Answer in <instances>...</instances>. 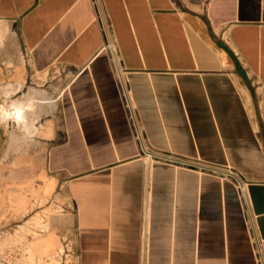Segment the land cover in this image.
Returning <instances> with one entry per match:
<instances>
[{"label": "crops", "instance_id": "1", "mask_svg": "<svg viewBox=\"0 0 264 264\" xmlns=\"http://www.w3.org/2000/svg\"><path fill=\"white\" fill-rule=\"evenodd\" d=\"M95 2L0 0V228L40 215L28 248L61 264H264V0ZM106 39L146 148L232 166L244 202L141 152Z\"/></svg>", "mask_w": 264, "mask_h": 264}, {"label": "built area", "instance_id": "2", "mask_svg": "<svg viewBox=\"0 0 264 264\" xmlns=\"http://www.w3.org/2000/svg\"><path fill=\"white\" fill-rule=\"evenodd\" d=\"M92 2L94 5L96 14H98V8H97V4L95 0H92ZM102 50L107 52L110 60L114 63V66L116 68V85H117L118 93L121 99V103H122V106H123V109L126 115V119H127V122L130 128L133 140L137 144L141 152L147 154L150 157L160 158L167 162L177 163V164L187 166L190 168H197L202 171L217 174L223 178H228L234 183L240 198L244 202L246 198V190H247V186L249 185V182L245 180L242 177V175L232 166L228 164L219 165V164L204 163L198 160L182 158V157L173 156L170 154L159 155V154H155L149 151L146 148V145L144 142L145 140L144 132L140 124L136 106L133 102L132 93H131V90H130V87L128 85V81L126 78V72L123 69H121L118 64L117 48L114 42L106 39L102 46ZM254 242L257 246V242L256 241ZM257 251H259V248L257 249Z\"/></svg>", "mask_w": 264, "mask_h": 264}, {"label": "rangeland", "instance_id": "3", "mask_svg": "<svg viewBox=\"0 0 264 264\" xmlns=\"http://www.w3.org/2000/svg\"><path fill=\"white\" fill-rule=\"evenodd\" d=\"M3 110L0 108V120ZM6 111V110H4ZM7 113V111H6ZM21 134L1 133L2 140L17 139ZM43 226L38 214H30L22 222L0 228V264H61L62 256L49 260L34 256L28 248V236L36 235Z\"/></svg>", "mask_w": 264, "mask_h": 264}, {"label": "bare ground", "instance_id": "4", "mask_svg": "<svg viewBox=\"0 0 264 264\" xmlns=\"http://www.w3.org/2000/svg\"><path fill=\"white\" fill-rule=\"evenodd\" d=\"M18 85V84H17ZM16 86V85H15ZM5 88V87H4ZM10 89V88H9ZM16 90H18V87H16ZM3 91V90H2ZM8 92V91H7ZM11 93V91H9ZM8 92V93H9ZM4 93V92H3ZM6 95V94H5ZM27 103V102H26ZM22 106V105H21ZM14 107V106H13ZM21 108V107H20ZM14 111V110H13ZM22 111V110H21ZM2 112V111H1ZM8 112L6 113V111L3 110L2 112V119L7 116ZM15 114H18L16 117H17V120L18 121H21L22 122V126L24 128V130L26 131V134L30 135L33 131H32V126H33V123L32 122H27L26 118L22 115H20V111L18 110V113L15 112ZM28 114V113H27ZM33 114V113H32ZM24 115V114H23ZM31 120V119H30ZM36 128V126H35ZM23 131V130H22ZM35 132V131H34ZM24 135V133L22 134ZM27 135V136H28ZM30 139V138H29ZM16 143V142H15ZM17 148V147H16Z\"/></svg>", "mask_w": 264, "mask_h": 264}]
</instances>
